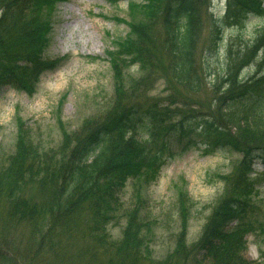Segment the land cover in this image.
<instances>
[{"label":"trees","instance_id":"1","mask_svg":"<svg viewBox=\"0 0 264 264\" xmlns=\"http://www.w3.org/2000/svg\"><path fill=\"white\" fill-rule=\"evenodd\" d=\"M62 1L0 0V91L35 92L39 75L54 63L43 60L50 44L43 12ZM226 3L225 15L210 22L203 68L196 58L208 0L130 4V31L111 58L115 81H122L120 66L137 64L143 76L131 87L140 96L159 71L171 87L164 98L123 96L83 122L80 132L63 130L56 147L34 143L19 123L14 151L0 164V264H258L242 252L253 235L264 256V209L253 177L254 165L264 166V25L252 40L231 39L209 90L203 74L224 29L262 15L264 0ZM246 66L256 68L244 75ZM171 137L240 158L220 175L223 192L194 242H187L191 202L179 191L174 247L156 259L153 228L136 207L124 209L122 192L129 180L156 175ZM122 218L119 239L113 238L108 226ZM64 249L71 253L61 256Z\"/></svg>","mask_w":264,"mask_h":264},{"label":"rangeland","instance_id":"2","mask_svg":"<svg viewBox=\"0 0 264 264\" xmlns=\"http://www.w3.org/2000/svg\"><path fill=\"white\" fill-rule=\"evenodd\" d=\"M131 3L141 5L146 0H119L115 4L106 0H65L44 10L50 44L43 53V60L54 63L39 75L32 95L9 87L0 91V164L7 154L14 151L19 123H23L34 143L43 148L56 147L60 144L63 130L73 134L80 132L83 122L111 109L123 96L134 101L135 98L143 99L145 94L148 98L167 95L171 87L161 72L154 70L151 73V90L140 96L134 94L136 91L132 90L131 83L143 76L137 64L120 66L122 81L119 84L115 81L111 58L116 55V45L130 31L129 23L135 15L130 12ZM208 4L196 58L202 68L207 61L204 53L209 45L210 22L213 18H222L227 6L226 0H208ZM263 25L264 13L251 14L243 22L230 24L224 29L220 51L214 58L209 56L208 72L203 74L206 89L212 87L208 85L213 75L221 71L225 63V48L231 39L242 35L245 40H252ZM153 28L160 40L157 22ZM261 67L264 68V64ZM255 68L246 66L243 74L253 73ZM124 88L126 92L122 95ZM203 97L200 94V99ZM179 139L169 138L155 176H145L137 182L129 180L122 192L124 209L136 207L153 228L155 237L151 247L156 259H163L174 247V234L181 226L176 212L179 191L186 192L191 202L187 242H194L209 214V205L216 202L223 192L220 175L229 172L240 158L218 150L207 152L204 146H188L186 139ZM263 170L260 163L253 167V177L258 179L259 199L264 209ZM123 225L122 218L108 226L113 238L119 239ZM64 242L66 248L70 241L64 238ZM262 249L263 246L250 235L242 254L250 261L264 264ZM66 251L71 253L70 249H64L61 256H67Z\"/></svg>","mask_w":264,"mask_h":264}]
</instances>
